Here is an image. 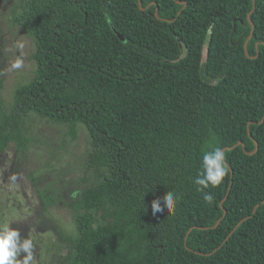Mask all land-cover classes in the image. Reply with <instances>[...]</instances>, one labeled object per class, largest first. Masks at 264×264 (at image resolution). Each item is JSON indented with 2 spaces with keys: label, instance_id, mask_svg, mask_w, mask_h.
Masks as SVG:
<instances>
[{
  "label": "trees",
  "instance_id": "obj_1",
  "mask_svg": "<svg viewBox=\"0 0 264 264\" xmlns=\"http://www.w3.org/2000/svg\"><path fill=\"white\" fill-rule=\"evenodd\" d=\"M15 1L36 70L0 154L26 149L35 114L83 126L97 173L69 204L66 264H264V0ZM217 146L230 173L208 204L193 181ZM168 191L174 211L153 215Z\"/></svg>",
  "mask_w": 264,
  "mask_h": 264
},
{
  "label": "rangeland",
  "instance_id": "obj_2",
  "mask_svg": "<svg viewBox=\"0 0 264 264\" xmlns=\"http://www.w3.org/2000/svg\"><path fill=\"white\" fill-rule=\"evenodd\" d=\"M16 7L15 0H0V121L10 112L16 89L30 83L36 70L35 44L14 22ZM19 126L26 149L11 143L0 154V228L10 225L32 240L31 264H66L76 237L69 204L97 175L88 166L87 131L35 114L23 116ZM38 189L55 196L47 210Z\"/></svg>",
  "mask_w": 264,
  "mask_h": 264
},
{
  "label": "clouds",
  "instance_id": "obj_3",
  "mask_svg": "<svg viewBox=\"0 0 264 264\" xmlns=\"http://www.w3.org/2000/svg\"><path fill=\"white\" fill-rule=\"evenodd\" d=\"M229 173L227 157L222 147H212L202 153L200 171L193 183L197 186L196 191L203 194L206 203L213 202V196L208 190L219 187ZM178 199L172 191H168L162 201H152V214L162 213L165 209L168 214L173 212ZM33 257L34 245L31 239L22 238L20 232L10 228V225L0 228V264H31Z\"/></svg>",
  "mask_w": 264,
  "mask_h": 264
},
{
  "label": "water",
  "instance_id": "obj_4",
  "mask_svg": "<svg viewBox=\"0 0 264 264\" xmlns=\"http://www.w3.org/2000/svg\"><path fill=\"white\" fill-rule=\"evenodd\" d=\"M264 121V118L261 120V123ZM231 175H232V173H231ZM228 195V194H227ZM227 197V196H226ZM263 203H264V201H263ZM257 208V206L255 207V209ZM255 209L253 210V212H255ZM219 224V222L217 223V225ZM216 225V226H217Z\"/></svg>",
  "mask_w": 264,
  "mask_h": 264
}]
</instances>
